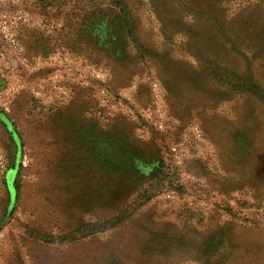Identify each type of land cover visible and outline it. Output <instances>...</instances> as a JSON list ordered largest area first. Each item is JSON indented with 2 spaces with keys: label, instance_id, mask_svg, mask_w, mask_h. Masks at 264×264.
<instances>
[{
  "label": "rangeland",
  "instance_id": "374dc122",
  "mask_svg": "<svg viewBox=\"0 0 264 264\" xmlns=\"http://www.w3.org/2000/svg\"><path fill=\"white\" fill-rule=\"evenodd\" d=\"M0 264H264V0H0Z\"/></svg>",
  "mask_w": 264,
  "mask_h": 264
}]
</instances>
